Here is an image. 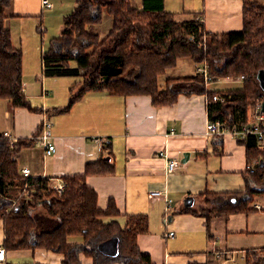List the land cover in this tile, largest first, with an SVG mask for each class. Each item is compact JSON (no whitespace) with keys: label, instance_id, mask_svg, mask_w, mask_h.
<instances>
[{"label":"crops","instance_id":"0c3cea01","mask_svg":"<svg viewBox=\"0 0 264 264\" xmlns=\"http://www.w3.org/2000/svg\"><path fill=\"white\" fill-rule=\"evenodd\" d=\"M50 1L53 7L46 9L42 0H14L5 19L14 45L23 52V90L34 109L12 108L7 99L0 98V134L8 130L18 139H31L49 119L50 141L56 146L52 154H46L44 145L37 142L22 148L16 155L20 173L22 167H28L32 177L53 183L66 175L83 174L88 163L110 157L107 161L113 171L89 175L87 184L97 191L99 207L106 209L111 200L116 203L122 225L129 214L148 215L149 229L138 236V244L156 264H246V251L264 248V193L255 194L248 212L228 217L201 213L206 201L202 193L243 191L248 176L246 145L231 135L207 132L212 120L208 93L179 94L173 103L156 105L146 94L95 91L86 93L65 113L48 111L65 106L71 86L80 80L42 74L47 44L43 18L58 7L57 0ZM131 1L139 8L144 3ZM73 2L74 8L62 2L66 6L59 7L61 13L73 12L77 5ZM163 3L178 22L199 18L214 33L243 28V0ZM190 61L195 63V71L186 74L184 64ZM198 65L191 57L179 58L160 77V84L165 87L168 78L194 75ZM243 80L241 76L221 77L207 86L208 90H230L241 87ZM220 83L224 86H218ZM170 159L178 161L173 171L168 169ZM152 190L163 194L151 198ZM188 196L194 198L192 205L185 203ZM166 199L172 200L169 209ZM171 231L174 236H168ZM4 239L0 219V244ZM6 250V259L0 264H63L64 254L45 248ZM80 258L82 264H94L92 257L81 254Z\"/></svg>","mask_w":264,"mask_h":264},{"label":"trees","instance_id":"16d2710c","mask_svg":"<svg viewBox=\"0 0 264 264\" xmlns=\"http://www.w3.org/2000/svg\"><path fill=\"white\" fill-rule=\"evenodd\" d=\"M13 1L0 0V98L12 108L34 109L23 90V52L5 26ZM75 1L62 33L45 46L42 74L80 80L71 86L65 106L48 111L65 113L95 91L146 94L156 105L173 103L179 94L208 93L210 119L231 127L253 121L254 105L264 99L257 78L264 69V0H243V28L222 33L208 31L199 18L178 22L163 0H144L141 8L131 0ZM104 10L113 23L101 39L90 27L101 21ZM182 57L207 63L214 80L244 76L243 84L236 89L208 90L204 77L196 73L168 78L162 87L160 77ZM215 94L224 101H214ZM238 141L246 145V188L202 193L213 206L206 217L213 216L212 211L225 217L251 211L255 194L264 193V146L255 135ZM32 142V138L18 139L12 146L0 134V219L6 249L45 248L64 254L63 264H82L81 254L92 257L94 264H156L138 244V236L149 229L148 215L129 214L122 225L116 203L111 200L106 209L99 207L97 191L87 184V176L113 171L105 157L88 163L83 174L63 177L65 190L59 194L50 179L21 175L16 155ZM245 259L246 264H264V248L246 251Z\"/></svg>","mask_w":264,"mask_h":264},{"label":"built area","instance_id":"2783aa9c","mask_svg":"<svg viewBox=\"0 0 264 264\" xmlns=\"http://www.w3.org/2000/svg\"><path fill=\"white\" fill-rule=\"evenodd\" d=\"M43 6L46 9H51L53 7V3L50 0H42ZM196 71L199 75L204 77L206 84H211L214 81L213 76L210 73L209 65L207 63H199L196 67ZM244 79V76H241ZM214 101H224V97L215 94L213 96ZM261 104V103H260ZM259 107L254 113V119L250 123L243 124L241 126H228L221 120H210L207 123L206 129L207 132L210 134H217V135H231L236 139H246L250 135H255L259 138L262 145L264 146V112L261 111ZM52 122L49 119L43 121L40 129L31 137L35 142L41 143L45 147L46 154H52L56 151V146L54 142H51L50 139L52 138ZM5 138L9 139L12 146H15L18 138L11 135V133L6 130L1 133ZM96 141L101 143L103 140L101 138H96ZM178 164L176 159H170L168 163L169 171H173L175 165ZM254 169V168H253ZM21 175L25 178L31 177V170L28 167L21 168ZM1 176V173H0ZM53 189L62 194L65 190V183L62 179H55L53 183ZM163 192L161 190H152L149 192V196L151 198H156L162 195ZM167 208L169 209L172 207V200L166 199ZM168 236H174V231L168 233ZM7 255V250L3 244H0V262L5 261Z\"/></svg>","mask_w":264,"mask_h":264},{"label":"rangeland","instance_id":"374dc122","mask_svg":"<svg viewBox=\"0 0 264 264\" xmlns=\"http://www.w3.org/2000/svg\"><path fill=\"white\" fill-rule=\"evenodd\" d=\"M62 2H68L69 3L68 5L69 6L71 5V8H74V6H73V3H74L73 0H57V3H58L57 9L54 12H50V13H47L46 12L44 14L43 22H44V26L46 28V32H45L46 43L52 37L59 36L62 33L63 24H64V18L66 17L65 13H61L62 9L59 8L61 6H66V5H62ZM64 4H66V3H64ZM187 22H189V21H187ZM112 23H113L112 16L110 14H108L104 10V13H103V16H102L101 21L100 22H97L96 24L91 25L90 28L93 31H97L100 34L101 39H103L107 35L108 31L112 28ZM231 30H237V28L236 27H232ZM100 32L106 33V35L103 36V35H101ZM184 66L186 68L185 69V73L186 74H191V73H193L195 71V63H193L191 61L190 62H185ZM218 86L222 87L224 85H223V83H220ZM260 103H261V100H258V103H256L254 105V108H253V112L254 113L257 110V108L259 107L258 105ZM27 197H29V196L26 195L25 196V199ZM208 199L211 200L212 197H210ZM18 200H19V198H18ZM204 201H205L204 204H203V207L204 208H202L201 213L206 214V215L207 214L209 215V211L210 210H213V206L211 204V201H207V199H205V198H204ZM16 203H17V199L14 200V204H16ZM212 214H216V211H212Z\"/></svg>","mask_w":264,"mask_h":264},{"label":"water","instance_id":"95a60500","mask_svg":"<svg viewBox=\"0 0 264 264\" xmlns=\"http://www.w3.org/2000/svg\"><path fill=\"white\" fill-rule=\"evenodd\" d=\"M257 78L259 80V83L261 85V87L263 88L264 90V69H260L258 71V74H257ZM260 109L262 112H264V99L261 101V104H260ZM188 157V153H185V158ZM106 160H109L110 157H105ZM185 160V159H184ZM193 201H194V198L191 197V196H188L187 199L185 200V203L187 205H192L193 204ZM101 248H102V245H101Z\"/></svg>","mask_w":264,"mask_h":264}]
</instances>
